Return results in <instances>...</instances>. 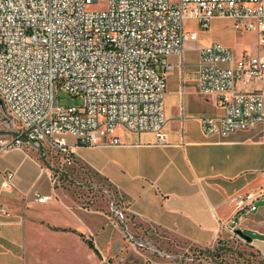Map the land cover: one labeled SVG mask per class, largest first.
Segmentation results:
<instances>
[{
  "label": "built area",
  "instance_id": "2783aa9c",
  "mask_svg": "<svg viewBox=\"0 0 264 264\" xmlns=\"http://www.w3.org/2000/svg\"><path fill=\"white\" fill-rule=\"evenodd\" d=\"M215 18L256 32L264 43V0H0V110L14 123L4 121L13 133L4 150L27 147L70 162L80 146L123 145L121 127L168 145L165 95L175 69L169 58H179L184 84L185 46L199 42ZM197 50V92L214 97L223 112L198 118L204 136L264 125V55H237L219 43ZM59 89L83 98V106L59 105ZM13 177L4 174V192L16 188ZM30 195L51 199L34 188ZM258 201L254 193L239 197L238 219ZM10 217L0 205V218ZM6 224L0 219V231Z\"/></svg>",
  "mask_w": 264,
  "mask_h": 264
},
{
  "label": "crops",
  "instance_id": "0c3cea01",
  "mask_svg": "<svg viewBox=\"0 0 264 264\" xmlns=\"http://www.w3.org/2000/svg\"><path fill=\"white\" fill-rule=\"evenodd\" d=\"M211 43L228 47L237 55H264V43L258 34L236 29L229 19H213L209 29L201 32L197 49ZM169 61L178 68L177 56H171ZM170 76H175V71L167 74V83ZM184 78L179 90L182 94L185 84L196 87L192 74ZM222 113L217 108L208 116ZM178 115L173 112L166 116L168 145H156L151 132L134 134L121 127L116 135L123 145L95 148L100 160L88 165L121 193L127 202L126 210L136 224L203 249L215 248L222 239L232 237L235 229H245L258 235L248 243L264 259V215L252 212L242 221L236 216V201L253 193V181L232 168L223 169L216 157L208 155L206 150L238 143L232 138L237 132L227 137L206 138L201 130V136L196 138L186 132L184 107L181 116ZM200 117L193 119L198 121ZM12 139L13 135H0V205L11 212L10 218H0L7 222L0 231V264H40L32 260L29 250L58 248L63 238L85 249L83 256L72 257L73 264H178L160 258L153 249L146 251L145 246L139 247L129 239L125 241L130 233V220L125 213L117 214L123 222L120 225L118 220L103 212L83 208L70 197L73 195L57 189L49 180L48 171H42L27 147L4 150L2 143ZM6 172L14 174L16 188L11 192L2 189ZM32 188L51 199L40 203L33 195L26 196ZM63 212L77 223L73 226L60 224L64 222ZM101 238L104 245H101ZM86 240L93 242L100 256L88 247Z\"/></svg>",
  "mask_w": 264,
  "mask_h": 264
},
{
  "label": "rangeland",
  "instance_id": "374dc122",
  "mask_svg": "<svg viewBox=\"0 0 264 264\" xmlns=\"http://www.w3.org/2000/svg\"><path fill=\"white\" fill-rule=\"evenodd\" d=\"M102 7V5L96 6V9H103ZM191 27L196 29L194 23H191ZM197 47L198 42L185 46V77L196 70ZM173 71H175V76L168 78L165 95L166 116L178 112L180 117L184 107L187 117L186 132L199 138L201 126L193 117L208 115L216 111L214 97H204L197 92L196 87H190L187 84L184 85L182 94L179 92L181 90L180 69L177 68ZM57 98L61 106L82 107L84 103L83 98L72 96L61 89L57 91ZM4 121L11 122L0 110V135L10 137L13 133L4 128ZM172 122L174 124L176 121ZM11 125L14 126V123L11 122ZM232 138L238 143L208 147L206 149L208 155L216 157L223 169L232 168L233 171H238L241 175L246 174L244 178L248 177L249 181H253L251 189L259 199H262L256 203L258 211L253 213L259 212L264 215V125H258L246 132L238 131ZM69 139L71 142L74 141L72 138ZM27 150L40 163L42 169L48 171L55 181V187L73 195L70 197L83 208L103 212L115 221L118 220L117 223L120 225H123V222L117 217V214L125 213L126 218L130 220L128 221L130 233L125 237V241L129 239L139 247L145 246L143 248L146 251L151 252L153 249L160 258L165 257L167 260H171V263L175 261L178 264H264V259L257 249L234 233L232 237L222 239L215 248L203 249L183 242L165 232L136 224L126 210L127 202L121 193L90 167L100 160V155L95 148L80 146L77 155H73L70 162L65 160V155L62 154L50 152L45 154L43 151L30 148ZM63 219L64 222H60L63 226H73L77 223L76 219L67 212H63ZM238 223L237 221L236 224ZM243 232L254 239L258 238V235L251 231L243 229ZM61 242L62 246L58 248L51 249L50 246L48 249H31L29 254L33 261L40 264H73L72 257H81L85 253V249L81 245H77L71 240L63 238ZM100 242L101 245H104L102 238Z\"/></svg>",
  "mask_w": 264,
  "mask_h": 264
},
{
  "label": "water",
  "instance_id": "95a60500",
  "mask_svg": "<svg viewBox=\"0 0 264 264\" xmlns=\"http://www.w3.org/2000/svg\"><path fill=\"white\" fill-rule=\"evenodd\" d=\"M1 105H2V102H1V100H0V108H1ZM234 234H235V235H238L240 238H242V239L245 240L246 242H249V243L252 242V237L246 235V234L242 231V229H235V230H234Z\"/></svg>",
  "mask_w": 264,
  "mask_h": 264
},
{
  "label": "trees",
  "instance_id": "16d2710c",
  "mask_svg": "<svg viewBox=\"0 0 264 264\" xmlns=\"http://www.w3.org/2000/svg\"><path fill=\"white\" fill-rule=\"evenodd\" d=\"M86 243H87V245H88V247H89L90 249L94 250V252H95L98 256H100L98 250L95 248V246H94V244H93L92 241H90V240H86Z\"/></svg>",
  "mask_w": 264,
  "mask_h": 264
}]
</instances>
